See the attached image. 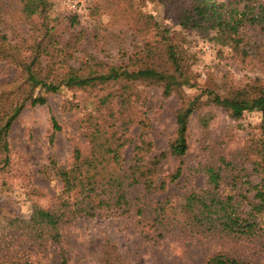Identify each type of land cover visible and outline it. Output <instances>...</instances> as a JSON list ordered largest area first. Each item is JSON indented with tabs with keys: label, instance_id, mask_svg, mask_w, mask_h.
Returning a JSON list of instances; mask_svg holds the SVG:
<instances>
[{
	"label": "trees",
	"instance_id": "1",
	"mask_svg": "<svg viewBox=\"0 0 264 264\" xmlns=\"http://www.w3.org/2000/svg\"><path fill=\"white\" fill-rule=\"evenodd\" d=\"M158 2L163 12L181 31H193L209 37L218 46H227L258 54L264 58V1L254 0H152ZM18 19L4 20L0 14V63L17 67L20 85L12 90L1 89L0 84V171L9 164V131L25 107L44 105L47 95L56 94L62 88L76 89L83 93L97 91L94 108L80 120L84 129L86 149L74 145L73 165L77 173L70 183L63 186L60 206L52 209H34L28 219H7L11 233L24 235L39 248L55 247L61 264H67L65 250L61 246L60 226L84 212L92 216L94 211L114 210L118 214L134 212L136 217L148 216L150 228L162 233L186 231L202 237L212 236L226 240L245 239L264 250V157L252 163L237 157H219L216 164L201 170L207 187L190 191L177 205L175 217L168 214L169 200L141 203L140 188L151 195L165 188L164 179L157 177L158 165L167 157L179 160V165L168 176L174 182L182 174L181 158L188 150L187 131L189 117L196 110L198 98L188 99L184 92L190 84V59L180 43L181 32L157 30L155 43L145 42L132 51L125 61L105 63L91 55L78 65L70 64L73 54L79 51L83 31L65 35L62 23L50 24L47 18L49 0H21ZM35 5L42 15L41 22L30 20L26 14L28 5ZM17 6V4H16ZM5 8H3L4 10ZM152 21L155 23L153 17ZM76 16L69 19L68 28L76 24ZM14 33H7L11 25ZM10 25V26H9ZM23 26L21 28H17ZM28 27L26 29V27ZM256 30L257 37L250 43L245 31ZM23 31H26L22 34ZM14 32V31H12ZM160 88L164 98L176 96L181 105L175 113V132L166 151L151 156L146 163L141 157L150 147L140 133L139 141L132 146V157L123 166V149L130 142L126 132L134 126L145 129L135 105L138 85ZM208 101L222 109L233 121L246 112L257 111L264 117V83L237 89L227 96L205 91ZM53 132L60 130L51 118ZM263 148H262V147ZM264 140L260 143V154ZM56 174L58 169L51 162ZM253 168V172H251ZM156 173V174H155ZM253 175L258 181L254 182ZM229 187V188H227ZM77 191V192H76ZM80 195L71 203L70 193ZM133 197V198H132ZM246 206V208L243 207ZM100 264H128L111 240H104L100 247ZM0 264H34L25 259L11 258ZM204 264H257L246 257L220 252L209 256Z\"/></svg>",
	"mask_w": 264,
	"mask_h": 264
},
{
	"label": "rangeland",
	"instance_id": "2",
	"mask_svg": "<svg viewBox=\"0 0 264 264\" xmlns=\"http://www.w3.org/2000/svg\"><path fill=\"white\" fill-rule=\"evenodd\" d=\"M48 3L50 24L61 22L65 35L83 31L79 51L73 54L70 64L78 65L88 55L96 61L119 64L139 45L145 42L154 44L158 29L182 34L180 45L191 64V87H185L184 92L188 99L198 98L196 110L189 117L188 150L181 158L182 174L174 182H169L168 176L179 165V160L167 157L158 165L157 174L164 179V190L147 195L138 188L131 192V196L139 192V201L149 205L167 199L169 208H172L167 210L168 214L175 217L177 205L184 195L207 187L201 170L203 167L216 164L221 156L247 158L250 163L260 161L262 155L264 157V149L260 154L264 117L253 111L233 121L222 109L209 102L205 93L210 91L227 96L237 89L264 83V58H257L256 53L218 46L209 37L193 31H181L156 1L49 0ZM21 5V0H0L4 20L14 23L17 16L23 14L20 11L16 14L14 8L20 10ZM26 14L30 20L41 22L43 19L34 4L28 5ZM73 16L77 18L76 24L68 28L69 19ZM15 31L11 25L7 33L16 34ZM245 33L250 43L261 40L256 30L249 28ZM18 70L12 64L0 63L1 89L12 90L20 85ZM137 89L135 105L147 127L142 130L134 126L126 132L130 142L123 149V166L129 164L132 146L139 141L140 133L150 144L147 152L141 154L143 163L167 150L175 132V113L181 105L175 95L164 98L156 86L141 84ZM96 95L97 91L83 93L62 88L56 94L47 95L44 105L25 107L14 121L8 134L9 164L0 171V261L19 258L34 264H61L55 247L39 248L24 235L11 233L6 222L12 218L28 219L37 208L60 206V200L64 199L62 185L70 183L77 173L72 164L73 146L86 149L80 120L93 110ZM51 118L60 127L53 137ZM241 153L246 158L240 157ZM51 162L62 169L61 174H56ZM251 172L254 173L253 168ZM253 180L258 181L255 175ZM69 196L71 203L81 199L73 192ZM243 207L246 208L245 205ZM148 219V216L136 217L133 211L118 214L114 210L94 211L92 216L82 212L71 217L59 228L67 264H100V247L106 239L117 246L128 264H204L209 256L220 252L264 264V250L256 243L245 239L202 237L174 229L159 237L150 228Z\"/></svg>",
	"mask_w": 264,
	"mask_h": 264
}]
</instances>
